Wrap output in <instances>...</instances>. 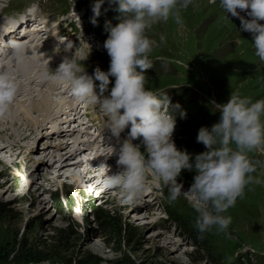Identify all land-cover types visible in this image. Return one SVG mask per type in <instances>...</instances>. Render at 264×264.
<instances>
[{"label":"rangeland","instance_id":"1","mask_svg":"<svg viewBox=\"0 0 264 264\" xmlns=\"http://www.w3.org/2000/svg\"><path fill=\"white\" fill-rule=\"evenodd\" d=\"M29 1L0 0V21L18 17L22 4ZM36 1L43 10L42 17L54 23L51 26L59 23L61 28L65 19L72 22L68 28L63 25L70 39H60L53 46L57 39L53 34L48 44L35 48L48 52L46 62L52 60L50 63L54 61L57 67V61L61 62L69 53L62 52L63 48L55 53V47L71 40L79 47L77 56L88 57L84 64L89 74L97 66L105 71L109 68L110 56L98 52L95 35L86 29L100 26L104 29L109 21L113 25L119 23L120 14L112 0H104L96 24L87 16L82 18L83 10L76 12L82 5L92 9L94 0ZM198 5L182 11L183 26L170 18L154 24L147 33L156 39L157 45L150 53L153 67L146 70V86L168 91L172 102H179L186 110V117L177 116L172 139L178 149H186L193 158L207 150L197 141L198 130L202 126L211 127L220 119V113L211 106L213 100L226 103L236 90L253 100L264 97V61L255 55L252 33L241 29L239 17L228 13L227 19L220 0H198ZM241 15L249 18L245 11ZM161 35L165 37L163 41ZM36 68L41 71L40 84L30 86L32 94L26 96H36L44 80L43 88L52 93L54 107L57 106L54 116L43 127H34L30 132L31 127H21L20 132L26 134L19 141V148L0 153V264H41L43 260L50 264H264V170L257 173L261 182L248 185L243 197L225 213L232 217L228 229L218 232L213 228L203 234L194 226L198 213L189 202L183 196L168 202L167 187L150 175L147 190L132 203L124 202L120 190L108 187L103 181L97 187V179L88 181L93 173L84 178L80 169L77 171L82 177L79 188L74 179L62 175L64 168L58 178V163L45 161L46 146L66 149L70 145L64 143L63 137L76 139L83 132L67 131L72 129L61 125L55 134L49 135L54 130L52 127L64 120V113L60 112L67 101L61 95L65 84L59 81L55 85L56 93L46 84L53 82L51 77H46L52 70L47 65ZM110 79L114 84L115 78ZM17 97L14 106L26 100ZM89 112L96 128L104 127V117L91 106ZM8 120L0 119V144L3 145L9 144L7 139L12 132L7 127ZM104 128L107 132L108 127ZM62 130L68 134L64 135ZM110 134V143H114L111 146L118 149L123 136ZM139 142V139L134 141ZM251 155L264 159V152L259 150ZM108 160L118 170L116 159ZM195 175V169H184L177 179L187 190ZM98 215L104 219L112 217L108 221L117 226L105 231V223ZM120 227L125 231L121 232Z\"/></svg>","mask_w":264,"mask_h":264},{"label":"clouds","instance_id":"2","mask_svg":"<svg viewBox=\"0 0 264 264\" xmlns=\"http://www.w3.org/2000/svg\"><path fill=\"white\" fill-rule=\"evenodd\" d=\"M117 5L119 23L107 22L109 33L103 47L110 56L109 68L97 66L92 74L78 57L79 47L73 41L60 43L64 55L51 78L67 84L70 95L82 101L104 117V127L119 137L126 128L127 138L117 149L107 146L110 155L96 168L109 171L108 157L116 155L118 170L106 174L103 183L120 190L124 202H135L148 188L149 175L167 187V201L183 196L197 211L194 226L201 233L215 228L228 229L232 221L227 210L245 194L246 187L260 183L258 171L264 170V159L251 155L264 152V97L253 100L232 91L226 103L211 102L220 119L211 127L198 130L197 141L206 151L194 155L177 148L172 135L177 116L186 117L179 102L173 103L168 91L147 87L148 69L153 67L150 53L157 45L147 33L154 24L170 18L184 25L182 11L191 5L198 8V0H112ZM104 0H94L91 22L97 23ZM225 12L239 17L241 29L252 33L255 55L264 61V0H220ZM245 11L247 17L241 15ZM6 24V23H5ZM5 25L3 26V32ZM165 37L160 36L163 41ZM89 45V44H88ZM90 46V45H89ZM0 49L8 51L17 64L25 57L24 41L0 39ZM50 60L51 57H48ZM111 77H114V84ZM97 81L99 83L97 84ZM111 86L109 91V86ZM20 83L7 67L0 68V119L10 118L18 96ZM98 89V91H97ZM108 93L105 95V93ZM98 109V110H97ZM142 138V139H141ZM139 139V143H134ZM184 169L196 170L194 182L185 190L178 182ZM41 264H50L48 260Z\"/></svg>","mask_w":264,"mask_h":264},{"label":"bare ground","instance_id":"3","mask_svg":"<svg viewBox=\"0 0 264 264\" xmlns=\"http://www.w3.org/2000/svg\"><path fill=\"white\" fill-rule=\"evenodd\" d=\"M239 11H242V10H239ZM48 31H52L50 29V27H48V29H44L42 32H48ZM47 54H48V52L46 53L44 50L26 49V55L19 62V64L16 63L15 59L9 63L8 69L10 71H12L13 73L18 72L16 75V77L20 83L18 96L24 97V98H26V100L18 101L17 105L13 106V110H12L13 114L7 122L8 129H10L12 131L9 134L8 139H7L9 144H4V145L0 144V153L2 151L7 150V149H11L12 151H15L16 148H19L18 143H20L19 142L20 140H23V136H24V134H26L24 132H20L21 127L23 125L25 127H29V128L31 127V129H29V132H30V131H32V128H34V127L35 128H39L40 126L43 127L44 125H46V122L49 123L50 117L54 116V113H55L54 108L57 105L54 107V100L55 99L53 100V96L51 95L52 93L50 94L49 92H46V89L43 88L44 86H46L44 83V80H43V83H41L42 88L39 91L38 90H36V91L32 90V92H34V93L38 91L37 94H34L36 96L33 95L34 96L33 98H31L30 96H26L28 93L32 94L30 92L31 90H29L31 88L30 86H33L34 84H40L39 83L40 82L39 76H40L41 71L39 69H37L36 66L38 65L40 68H42L43 65L48 64V62H46V55ZM24 61H26V62H24ZM29 61H31V62H29ZM47 81H49V80H47ZM46 84L50 85L56 91L55 85H58L57 83H53V82L48 83L47 82ZM66 85L64 87L67 89ZM20 93H21V95H20ZM56 93H57V91H56ZM56 96H58V95H56ZM63 111H65V108L61 109L60 113H62ZM34 115H37V117L36 116L34 117ZM58 120H60V119H58ZM61 120H60V122H62ZM20 121H22L21 124H19ZM56 121L57 120H55V122ZM18 124L21 126H18ZM40 124H43V125H40ZM65 124L66 123H63V125H65ZM0 125H2V124H0ZM105 130H104V133L106 132ZM54 131L55 130H52L49 133V135L55 134ZM71 131L77 132L76 129H73ZM128 131H129L128 128H126L124 131H122L120 133L119 138L121 136H123V139L127 138ZM0 135H1V133H0ZM83 135L88 137L89 136L88 131L83 132L82 135L79 134L76 137V139H72V138L66 139V142H65L66 145H70V146H68L66 149H63V150H60L59 148H57L58 149L57 150L56 147L50 148V147L46 146L48 150L47 149L45 150L47 152V154L45 156V161H47L48 163H55V162L58 163L59 164L58 165L59 170H58V174H56V175H58V178L62 174V173H60L61 169L64 168L65 172L62 175H65L66 177H71L72 179H74V181L77 182L79 188H81L82 177L79 174V172H77L78 169H80L81 174L84 176V178H87V174L92 172L93 176L89 177L88 181L95 182L94 180L97 179L98 181H97L96 186L98 187V186L102 185L101 181H103V178L106 174H109V172H116L117 171L115 164L112 161L108 160V158H111L112 160H114V159L117 160L118 157L116 155L108 157L106 160V163L111 166L108 172L103 171V169L96 168L97 167L96 164L101 163L102 161H105V159H106L105 157L110 155V150L107 146L114 145V143H112V142L110 143V141H112V140L109 137L108 138L106 137L107 140H106V138L103 139L104 134H102V133L99 136H97V138H94L93 140H90V142L85 143L82 140L84 138ZM17 138H19V139H17ZM85 140H87V138ZM58 141L60 142V140H58ZM115 142L118 143L119 139H115ZM60 143H62V141ZM106 144H108V145H106ZM49 148H50V150H49ZM56 151H57V153H56ZM84 154H86L88 157L85 158ZM82 155H84V156L82 157ZM98 172H103V173L99 174Z\"/></svg>","mask_w":264,"mask_h":264},{"label":"trees","instance_id":"4","mask_svg":"<svg viewBox=\"0 0 264 264\" xmlns=\"http://www.w3.org/2000/svg\"><path fill=\"white\" fill-rule=\"evenodd\" d=\"M60 136V135H59ZM60 203L61 204H63L61 201H60ZM100 220H102V222L103 223H105V226L103 227V229L105 230V231H110V229L112 228V227H114L115 228V226H117V225H113L110 221H108L109 219L111 220V219H113L112 217H105L106 219H104L103 217V215H98L97 216ZM116 224V223H115ZM120 231L121 232H124L125 230L123 229V228H121L120 227ZM133 233V232H132Z\"/></svg>","mask_w":264,"mask_h":264}]
</instances>
